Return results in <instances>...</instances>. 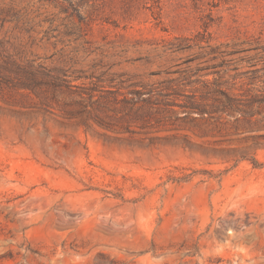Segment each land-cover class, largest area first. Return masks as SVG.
Masks as SVG:
<instances>
[{"label":"rangeland","instance_id":"obj_1","mask_svg":"<svg viewBox=\"0 0 264 264\" xmlns=\"http://www.w3.org/2000/svg\"><path fill=\"white\" fill-rule=\"evenodd\" d=\"M264 264V0H0V264Z\"/></svg>","mask_w":264,"mask_h":264},{"label":"trees","instance_id":"obj_2","mask_svg":"<svg viewBox=\"0 0 264 264\" xmlns=\"http://www.w3.org/2000/svg\"><path fill=\"white\" fill-rule=\"evenodd\" d=\"M94 264H117V262L114 260H110L105 254L101 253L96 258ZM121 264H125V263H121Z\"/></svg>","mask_w":264,"mask_h":264}]
</instances>
